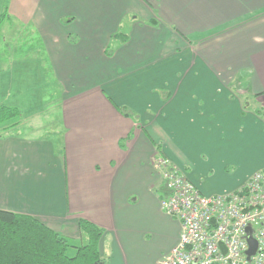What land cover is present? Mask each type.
I'll return each mask as SVG.
<instances>
[{"label": "crops", "instance_id": "crops-1", "mask_svg": "<svg viewBox=\"0 0 264 264\" xmlns=\"http://www.w3.org/2000/svg\"><path fill=\"white\" fill-rule=\"evenodd\" d=\"M4 27L27 41L0 62V107L21 111L0 131V211L80 242L86 220L108 264H156L180 225L155 159L205 196L264 170V0H0ZM50 75L55 128L29 113Z\"/></svg>", "mask_w": 264, "mask_h": 264}, {"label": "built area", "instance_id": "built-area-1", "mask_svg": "<svg viewBox=\"0 0 264 264\" xmlns=\"http://www.w3.org/2000/svg\"><path fill=\"white\" fill-rule=\"evenodd\" d=\"M153 170L167 192L160 208L180 225L176 246L156 264H264V170L236 191L211 196L163 159ZM248 227L256 243L249 258Z\"/></svg>", "mask_w": 264, "mask_h": 264}, {"label": "trees", "instance_id": "trees-1", "mask_svg": "<svg viewBox=\"0 0 264 264\" xmlns=\"http://www.w3.org/2000/svg\"><path fill=\"white\" fill-rule=\"evenodd\" d=\"M20 119L18 108L0 107L1 132L17 126ZM158 192L160 200L167 196L163 185ZM78 227L87 241L69 257L66 238L31 216L0 211V264H108L100 250L103 231L82 219Z\"/></svg>", "mask_w": 264, "mask_h": 264}, {"label": "rangeland", "instance_id": "rangeland-1", "mask_svg": "<svg viewBox=\"0 0 264 264\" xmlns=\"http://www.w3.org/2000/svg\"><path fill=\"white\" fill-rule=\"evenodd\" d=\"M9 28H2V33H0V56H2L3 59L0 60L2 64H11L14 60L9 59V54H14L13 57H19L20 55H24L26 51V33L22 31V33L17 34V36L12 35V33L5 35L6 31ZM3 30L5 32L3 33ZM11 49V52H10ZM5 54V55H4ZM15 66L19 65L17 61H15ZM24 70L27 71V67H23L22 71L20 73L24 72ZM54 80L52 76L50 75L49 81L45 84V87L33 88L31 90L34 102L33 106L29 108V113L35 112L36 110H39L41 112V116L38 118L39 122H44L45 127H57L56 122H53L51 125L50 122L53 121V119L59 115L58 108L56 109L57 104L59 103V92L54 84ZM37 84L34 83L33 86H36ZM51 119V120H50ZM260 170V169H259ZM254 174V173H253ZM252 175V174H251ZM250 175V176H251ZM249 176V177H250ZM69 248L67 249V256L72 257L75 255L76 247L82 246L86 243V241L80 242L78 240H67Z\"/></svg>", "mask_w": 264, "mask_h": 264}, {"label": "water", "instance_id": "water-1", "mask_svg": "<svg viewBox=\"0 0 264 264\" xmlns=\"http://www.w3.org/2000/svg\"><path fill=\"white\" fill-rule=\"evenodd\" d=\"M246 233H247V244H248V250L246 251V255L247 258H249L250 256H252L255 253L256 250V243L254 241V239L251 237V228L248 227L246 228Z\"/></svg>", "mask_w": 264, "mask_h": 264}]
</instances>
